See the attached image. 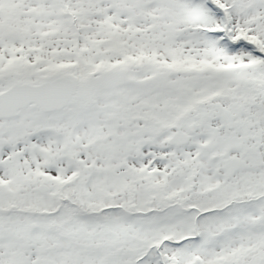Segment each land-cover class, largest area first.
<instances>
[{
    "label": "snow or ice",
    "instance_id": "1",
    "mask_svg": "<svg viewBox=\"0 0 264 264\" xmlns=\"http://www.w3.org/2000/svg\"><path fill=\"white\" fill-rule=\"evenodd\" d=\"M0 264H264V0H0Z\"/></svg>",
    "mask_w": 264,
    "mask_h": 264
}]
</instances>
